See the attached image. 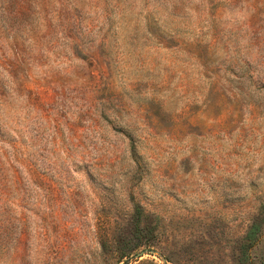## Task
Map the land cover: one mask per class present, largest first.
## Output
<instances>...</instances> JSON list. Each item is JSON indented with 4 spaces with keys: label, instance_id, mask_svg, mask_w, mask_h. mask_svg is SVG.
<instances>
[{
    "label": "rangeland",
    "instance_id": "rangeland-1",
    "mask_svg": "<svg viewBox=\"0 0 264 264\" xmlns=\"http://www.w3.org/2000/svg\"><path fill=\"white\" fill-rule=\"evenodd\" d=\"M0 264H264V0H0Z\"/></svg>",
    "mask_w": 264,
    "mask_h": 264
},
{
    "label": "trees",
    "instance_id": "trees-1",
    "mask_svg": "<svg viewBox=\"0 0 264 264\" xmlns=\"http://www.w3.org/2000/svg\"><path fill=\"white\" fill-rule=\"evenodd\" d=\"M136 223H137L136 224L137 226L140 225L141 221H139V218H138ZM261 228H262V222H260V221H253L250 224V226H249V228H248V230L244 236V242H245L244 246L247 249H250L255 245V243L259 239V236L261 233Z\"/></svg>",
    "mask_w": 264,
    "mask_h": 264
}]
</instances>
